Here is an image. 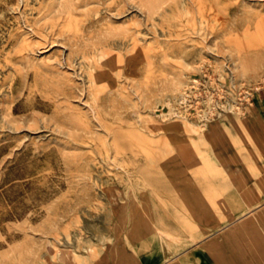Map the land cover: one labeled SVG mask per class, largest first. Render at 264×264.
I'll return each instance as SVG.
<instances>
[{
  "label": "rangeland",
  "instance_id": "374dc122",
  "mask_svg": "<svg viewBox=\"0 0 264 264\" xmlns=\"http://www.w3.org/2000/svg\"><path fill=\"white\" fill-rule=\"evenodd\" d=\"M263 97L264 0H0V264H237L173 245L264 193Z\"/></svg>",
  "mask_w": 264,
  "mask_h": 264
},
{
  "label": "crops",
  "instance_id": "0c3cea01",
  "mask_svg": "<svg viewBox=\"0 0 264 264\" xmlns=\"http://www.w3.org/2000/svg\"><path fill=\"white\" fill-rule=\"evenodd\" d=\"M264 98V97H263ZM261 136V135H260ZM261 139L263 140V136H261ZM264 148V147H263ZM225 154L229 157H232L233 155H236L237 153H240L241 155H246V159H248V164H251L252 168H250V171L255 174L256 176L259 174V169H256L253 165L255 163L254 158L252 157V153L248 150L245 151V147L240 148H224ZM218 161L215 162L216 169L219 170L221 173L222 169V161L217 158ZM264 168L263 166H261ZM223 176H218L216 179L217 185L221 187L222 189V200L228 199V201H231L234 203V209H237L236 207L244 206L247 202L250 200V193L255 192L256 200L255 204L253 205V209L250 210L248 213H242L241 215H238L237 217L229 218V215L227 213V210H225V218L220 219L216 215H212L209 211V216L205 218L209 221V227H205L206 224L203 223L205 220L203 215L201 219H204L200 225H203V227H199V231L202 232V235L196 237L195 241H188V239L185 237L186 242H178L175 245H173L174 250L177 249L179 244H187L185 246L186 248H190L194 245H199L201 251H202V257H206L205 250L203 243L211 241L217 238V240L213 243L211 246H217L219 245V242L222 244L223 250L228 254L229 260H234L237 262V264H264V250H261L262 252H257L255 249H251L250 246H247V242L250 240L248 238H245L244 233L245 229L242 227L241 234H236L235 227L236 225H243L245 219L247 216H249L254 210L255 213H264V193H263V185L260 183L259 180H257L256 177H250L246 179L244 184H237L232 181V179L229 178V176L225 173H223ZM222 175V174H220ZM236 211V210H234ZM182 232V231H179ZM183 233V232H182ZM184 234V233H183ZM185 236V234H184ZM244 236V238H243ZM241 241V244L239 243ZM171 243H167V247L172 248L173 247ZM204 252V253H203ZM207 254L208 258L211 259L212 256ZM215 260V259H213Z\"/></svg>",
  "mask_w": 264,
  "mask_h": 264
},
{
  "label": "bare ground",
  "instance_id": "6f19581e",
  "mask_svg": "<svg viewBox=\"0 0 264 264\" xmlns=\"http://www.w3.org/2000/svg\"><path fill=\"white\" fill-rule=\"evenodd\" d=\"M187 99H188V98H187ZM211 102H212V100H211ZM213 102H214V101H213ZM210 105H211V103H210ZM229 106H230V105H229ZM210 108H211V107H210ZM210 108H209V109H210ZM225 108H226V107H225ZM227 108H228V107H227ZM179 114H180V113H179ZM173 117H174V116H173ZM204 127H205V126H204ZM200 129H201V128H200Z\"/></svg>",
  "mask_w": 264,
  "mask_h": 264
}]
</instances>
